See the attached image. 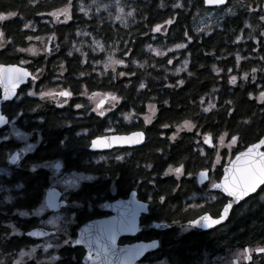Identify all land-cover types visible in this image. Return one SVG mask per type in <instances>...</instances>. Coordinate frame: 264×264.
<instances>
[{
    "label": "trees",
    "instance_id": "trees-1",
    "mask_svg": "<svg viewBox=\"0 0 264 264\" xmlns=\"http://www.w3.org/2000/svg\"><path fill=\"white\" fill-rule=\"evenodd\" d=\"M263 3L228 0L223 8L206 9L203 0H0V13L5 14L0 19L5 40L0 64L23 63L17 48L30 37L49 36L54 46L50 57L39 56L25 66L39 76L32 86L36 95L2 107L9 118L18 115V130L32 134L38 144L22 156L18 167L0 174V256L10 258L30 243L24 232L32 220L18 212L30 213L50 185V171L39 165L64 158L69 167L72 155L88 154L86 139L135 130L143 131L146 141L134 151L129 180L135 184L144 177L152 196V217L170 224L161 237L171 264H199L205 256L264 248V186L233 205L227 221L214 230L192 231L179 238L174 228V221L186 223L198 215L183 207L192 193L196 211L217 212L205 206L213 201V194L205 191L206 186L200 190L194 177L211 168L215 158L214 147L200 143V136L209 135L215 145L222 136L230 141L235 136L230 152L234 156L264 135V101L259 99L264 92V37L258 27ZM63 8L68 10L67 19L55 21L52 15ZM117 11H123L124 17L114 21ZM8 12L16 15L8 17ZM205 17L215 25L208 34L196 28ZM157 25L159 31H152ZM176 44L184 48L177 49ZM105 52L123 60L124 66L103 71L98 64ZM232 76L235 84L229 82ZM54 85L72 93L67 104L38 98L40 90ZM89 94L105 95L110 101L115 95L119 100L99 116L85 99ZM76 104L85 107L77 109ZM151 107L154 117L146 125L141 117ZM186 121L192 130L176 134L175 128ZM5 129H0V139ZM12 143L0 142V170L7 168L6 156L16 147ZM140 163L151 167L140 169ZM169 166L181 172L166 175ZM223 166H218L217 180ZM90 171L102 178L96 185L109 183L108 167ZM159 197H164L163 203ZM217 201L224 205L226 199L218 196ZM9 223L21 237L12 234ZM254 251L249 262L240 264H264V255Z\"/></svg>",
    "mask_w": 264,
    "mask_h": 264
},
{
    "label": "flooded vegetation",
    "instance_id": "flooded-vegetation-1",
    "mask_svg": "<svg viewBox=\"0 0 264 264\" xmlns=\"http://www.w3.org/2000/svg\"><path fill=\"white\" fill-rule=\"evenodd\" d=\"M29 72L31 77L27 80L26 84L18 88L14 99L12 101L4 102L1 105V114L8 119V122L5 126L0 128L2 129L6 127V129L3 131L5 135L0 139V142L10 141L8 136V130L10 129V126H13L16 129L19 128L17 125L19 122L18 115L14 118H9V116L3 112L2 107L4 108L8 103L18 104L22 101L23 97L30 96L28 95L29 92H34L32 90V86L37 83L38 78L34 76L31 71ZM33 77H36V79L33 80ZM57 97L63 99L69 98L61 96ZM40 100L42 99L40 98ZM90 108L91 111H93L92 107ZM108 134L123 135L120 133ZM95 138L96 137L86 139L85 149L88 154L84 156L82 154L72 155L71 160L74 161L69 162V167L64 158H56L53 161L48 162H54L53 169L56 173L76 172L80 174H91L94 175L96 179L89 182H83L74 189L71 188L69 191L66 190L68 188L63 186L58 187L49 185L45 189L42 202L35 206L30 211L29 215L26 216L32 220V226L28 231L24 232L25 237L30 240V243L25 248L13 252L11 258L28 250L31 252L32 257L24 264H93L92 261L85 260V257L89 252V242L91 244L92 255L95 256L97 249L100 248L101 245H107L110 230L114 229L116 235V247L114 249H110L109 253L107 254V258H105L103 249L100 248V260L97 261L96 264H153L163 259L171 264L169 258L166 256V253L162 248L161 237L162 233L168 230L170 224L163 221L158 222L152 217L153 206L151 205V201L148 199V186L145 183L144 177L140 178V180L135 184H132L129 180L127 169L130 167L131 158L134 154V151H136L138 148H115L108 152H90L89 147L91 141ZM12 144H14L16 147L8 152L6 156L7 168L4 170H11L18 167V164L22 159L21 156H23L24 151L22 149L18 150L17 144L15 142ZM15 152L18 154L17 162L14 165H10L9 158ZM117 155L121 156L122 159L116 160L115 156ZM57 164L60 165L59 169H55V165ZM97 166L108 167L109 172L105 178V180L108 179V184L96 185V182L102 178L99 175L91 172L90 169ZM138 168L144 170L146 165L140 163ZM210 180L211 179L209 176V182L207 184L200 185L196 179V185L200 190L203 188V186H206L205 190L206 192H209V188L211 187L209 185L211 182ZM69 181L70 180H67V185ZM68 186L71 187L70 184ZM49 189H55L59 193L58 203H63V205L58 209L52 210L46 205L45 195ZM212 194V197H215V200L205 203V206L209 209L211 207H215L217 208V212L216 210L213 212L209 210L206 212L201 210L196 211L194 201L196 194L194 193H192L191 199L189 201H185L183 203V207H186L187 210L195 213L198 212V215L193 216L190 220L197 219L205 215V213H207L212 218L219 217V214L221 213L224 205L228 203L229 199L218 193ZM218 196L221 199H226L224 205L217 201ZM142 204L145 205L144 208L140 207ZM202 207L204 208V206ZM37 210L41 211L38 212ZM60 214H67V218L60 229L41 224L45 217ZM41 215H43V218ZM189 221L186 223L177 221L175 223L174 228L176 229L179 238L192 231H203L189 226ZM217 227L207 231L214 230ZM40 229L44 230L47 235H41L37 237L26 235L30 231ZM63 229H67L73 239L81 238L82 230H86L84 231L82 237L85 243L75 246H65L63 244ZM183 229L188 231L181 233V230ZM17 230L18 231L15 235H17V237H21V233L18 228ZM97 241H99V244ZM152 241H156L157 244L156 247H154V249L151 251H146L143 253V249L138 247V245H147ZM58 242L60 246L56 247L55 245ZM45 243H51L53 244V247L45 250L43 247ZM53 256L58 257V259H52Z\"/></svg>",
    "mask_w": 264,
    "mask_h": 264
},
{
    "label": "rangeland",
    "instance_id": "rangeland-1",
    "mask_svg": "<svg viewBox=\"0 0 264 264\" xmlns=\"http://www.w3.org/2000/svg\"><path fill=\"white\" fill-rule=\"evenodd\" d=\"M262 8H263L262 9V13H263L262 16H264V3L262 4ZM64 10H65V8L60 9V11H58L57 13L52 15L55 21L58 20V21L63 22L67 19L64 15ZM123 13H124L123 11H117L114 15V21H117V20L119 21L120 19H122V17H124ZM208 19H209V21L207 20V17H205V19L202 18L198 21L197 26H196L198 32L204 31L206 34H208L212 31V28L214 29L215 25H214L213 20H211L210 17H208ZM28 27H30V25ZM258 27L259 28L261 27L260 36L264 37V20H262L261 17L259 18V21H258ZM4 43H5V40L0 35V49L3 48ZM29 48L32 49L31 52L20 51V49H29ZM53 49H54V46H52V42H51V39L49 36H41L37 39L30 37L22 47L17 48L18 52L24 56V59L22 61L23 63H20L19 65L20 66H26L29 62H31L32 59L38 58L39 56H44V57L48 58L52 55ZM109 57H111L112 60H119L118 58H116V56L114 54H110V53L105 52L104 53V60L100 64H98V66H100L103 69V71H106V72L107 71H117L118 69H120L121 67L124 66V63L123 64H112L111 61H109V59H108ZM106 64H108L110 66L105 67ZM62 74H63L62 71L58 72V75H62ZM40 91H44V92L51 91L53 94H55V93H59L60 91H68V89H64L60 86L54 85V86H51L45 90H40ZM89 97H92V99H89ZM38 98L40 99V96H38ZM70 98H71V96L68 99H70ZM44 99H47L48 101H52V102L58 101L61 106L64 105L63 101L65 100V99L63 100L62 98L57 97V96L55 98L48 97V98H44ZM85 99H87V103L92 107V109L96 108V105L102 99L109 100L105 95H92V94L86 95ZM112 107H113L112 101L109 100L108 103L107 104L105 103L101 109L108 111ZM154 113H155L154 108L153 107L149 108L148 114L141 117V120L143 121V123L146 125L148 123H150V121L154 117ZM127 119L128 118L126 116L125 120H127ZM146 120L148 121L147 123H146ZM192 128H193V125L190 122H188L187 125H186V123H183L180 126H177L175 128V132L177 134L178 132L183 131V130L190 131V130H192ZM8 136H9L10 141L15 142L17 144L18 150L22 149L24 151L23 155L34 150V148H36V146L38 144L35 141H33L32 134L22 132L13 126H10V129L8 130ZM222 137H223V140L221 141V137L218 138L216 145H215V143H212V141H211L212 147H214L215 158H214V161L212 163V167L207 168L209 170V173H210V175H209L210 179H211L210 180L211 182L209 184L210 186L212 183L217 182L216 174L218 173V166L228 165L230 160L233 158V156L230 155V152H231L232 148L235 147L234 142L228 140L225 136H222ZM204 141H205V135H201L200 136V143H204ZM21 158H22V156H21ZM224 160H225V162L222 164V161H224ZM53 164H54V162L43 163V164L38 166L39 168H44V169H47L50 171V173H51L50 185L51 186H58V187L63 186V187L68 188V189H66V188H64V189L69 191V190H71V188L74 189L76 186L80 185L83 182H89V181L96 179V177L94 175H91V174H80V173H76V172H74V173H65V172L56 173V172H54ZM166 173H167L166 175L177 174L174 171V169H173V171L167 170ZM0 174L7 175L8 171L7 170H0ZM197 174L198 173H196L194 176L195 180H196ZM87 177H92V179H87ZM67 180H70L68 185L70 184L71 187H69L67 185ZM201 189H203V188H201ZM262 195H264V193ZM211 198L213 199V197H211ZM213 200H215V199H213ZM41 216L43 218V215H41ZM56 217H59L60 219L56 220L55 224H53V225H48L45 223H41V224L48 226V227H53V228L56 227L57 229H60L62 224L64 223L65 219L67 218V214L66 215L65 214L52 215L49 217H45L44 221H47L50 218L55 219ZM187 231L188 230L183 229V230H181V233L187 232ZM12 234H16V232L15 233L12 232ZM253 251H254L253 249H246L243 252H239V251L228 252L227 254H225L223 256H215V257L205 256L203 261L199 264H240V262H242V261L249 262ZM254 252L256 254L264 255V248H258ZM31 257H32L31 252L26 250V251L20 253L19 255L12 257V258L10 257V258L6 259L5 257L0 256V264H6L7 261L9 264H24ZM153 264H169V263H168V261L163 259V260H161L157 263H153Z\"/></svg>",
    "mask_w": 264,
    "mask_h": 264
},
{
    "label": "snow or ice",
    "instance_id": "snow-or-ice-1",
    "mask_svg": "<svg viewBox=\"0 0 264 264\" xmlns=\"http://www.w3.org/2000/svg\"><path fill=\"white\" fill-rule=\"evenodd\" d=\"M204 2L206 4H220L222 2V0H204ZM180 5H174V7H179ZM251 11V9H249ZM64 14L65 16L68 15V10L65 9L64 10ZM132 13L129 12L128 15H131ZM8 17H12L15 16L16 13L15 12H8L6 14ZM5 18V14L4 13H0V19H4ZM261 19L264 20V16H261ZM165 23H171V21H166ZM29 25H25V27L27 28ZM160 26L157 25L156 28L152 29V31H159ZM237 39H239V37H237ZM98 43V42H96ZM175 47L177 49L184 47L183 44H176ZM20 51H29L31 52L32 49H20ZM71 54V53H69ZM162 54V53H161ZM239 58V57H237ZM109 61H111L112 64H123L124 61L123 60H112L111 57L108 58ZM168 63L171 64L172 60L169 59ZM110 65L106 64L105 67H108ZM181 69L177 68L176 71L179 72ZM253 72H255V69H253ZM28 75V73L24 70L21 69H11L8 70L7 72H5L3 69H0V82H6V87H5V99L8 98V93L12 91V88L15 87V84L19 81H22L26 76ZM121 76L124 75L123 72L120 73ZM189 75H191V73H189ZM36 77H33V80H35ZM253 79H255V76H253ZM230 83L235 84L236 83V77L232 76L230 77L229 80ZM178 84H182L183 81H178ZM140 87L143 88L144 84L141 83ZM28 95H36V93L34 92H29ZM72 95L71 92L68 91H60L59 93L53 94L51 91L48 92H44L41 91L39 93V96L41 99L44 98H55L56 96H61V97H70ZM251 95V94H250ZM89 99H92V97H89ZM112 101L114 102H118L119 98L116 97L115 95L111 96ZM259 99L264 101V92H260L259 94ZM64 104L68 103V100L65 99L63 101ZM104 101L101 100L99 104L96 105V108L92 109L93 111H97V114L99 116H103L105 114V110L101 109V104H103ZM75 108L80 109L82 107H85L84 105L81 104H76L74 105ZM113 107H115V103H113ZM208 109H205V111H207ZM148 121L146 120V123ZM0 123H5V117L0 115ZM187 125V121L185 122ZM164 127H167V125H164ZM142 136L141 133L137 132V133H133L132 137H128V138H123V137H112L111 139L109 138H97V139H93L91 141V147L93 149H97V148H107L110 147L111 144L113 142L115 143H122V144H134L137 142V139L135 138H140ZM208 137L207 135H205V142H207ZM223 140V137H221V141ZM236 137L233 136L232 137V141H235ZM260 144H264V140L260 141ZM259 147V145H253L251 148H249L247 150V152L245 153H241L236 157V165L233 167L232 171L229 173V170L226 168L225 169V178L224 181L221 184H216V183H212L211 187L213 189H217L220 188L223 190L224 193L227 194V196L232 197L233 200L229 201V203L225 204L223 207L222 212L219 214V219L218 220H212L211 217H209L207 215V213H205L204 216L200 217L198 220L194 219V220H190L189 221V226H193V225H198V226H202V227H208L210 224H216L219 223L223 220H225L231 206H232V202L233 201H238L239 199H241L244 196H247L249 193L254 192L260 185L264 184V153H257L256 149ZM13 159H15V157H13ZM103 159V158H102ZM116 160H120L122 159L121 156L117 155L115 156ZM146 167H151V165H147ZM168 171H173V169L171 168V166H169ZM174 171L176 173H180L181 169L180 168H176L174 169ZM167 174V173H165ZM203 175V174H201ZM87 179H92V177H87ZM18 187H20L18 185ZM149 201L152 200V196L149 195L148 197ZM213 199H215V197H213ZM261 199H264V195L261 196ZM159 200L161 203H163L164 201V197H159ZM49 207H53L54 205H52L51 203H49L48 205ZM141 208H144L145 205H140ZM38 212L41 210H37ZM18 214L20 216H28L29 213L25 212V211H19ZM60 219L59 217H56L55 219H48L47 221H42V223L48 224V225H53L55 224L56 220ZM201 221H203L204 223L201 224ZM174 223H176L174 221ZM8 228H10L12 230V232H17V228L15 227V225L9 223L7 225ZM123 227V225H122ZM183 227V226H181ZM63 244L65 246H75V245H79L82 243H85L83 237V233L86 230H82L81 233V238H76L73 239V237L71 236V234L67 231V229H63ZM27 235L29 236H41V235H47L46 232H41V231H31L28 232ZM116 241V235H115V230L112 229L110 230V234L108 235V243L107 245H101L100 248L103 249V252L105 253V258H107V254L109 253L110 249H114L116 247L115 244ZM97 243L99 244V241H97ZM157 242L156 241H152L151 243L144 245H138V247L147 250L149 248H154L156 247ZM56 247H59V242L55 245ZM43 247L45 248V250H47L48 248L53 247V244L51 243H45L43 245ZM89 247V252L87 254V256L85 257V260L88 261H92L93 264H96L97 261L100 260V248L97 249L96 255L93 256L92 255V249H91V244L89 242L88 244ZM52 259H58V257L53 256Z\"/></svg>",
    "mask_w": 264,
    "mask_h": 264
},
{
    "label": "water",
    "instance_id": "water-1",
    "mask_svg": "<svg viewBox=\"0 0 264 264\" xmlns=\"http://www.w3.org/2000/svg\"><path fill=\"white\" fill-rule=\"evenodd\" d=\"M204 1V0H203ZM228 3V0H222V2L220 4H206L204 2V7L206 9H217V8H223L227 5ZM21 69V70H24L28 73V75L22 80V81H19L15 84V87L12 88V91L8 93V98L5 99V87H6V82H0V90H1V97H0V115L1 114V105L2 103L4 102H7V101H12L17 93V90L20 86L26 84L27 80L31 77V74L29 72V70L26 68V67H23V66H20L18 64H9V65H4V64H0V69H3L5 72H7L8 70H11V69ZM104 101L103 104H101V108L104 106V104L106 103V100L105 99H102ZM100 103V102H99ZM98 103V104H99ZM4 116V115H2ZM5 117V116H4ZM8 122V119L5 117V123H0V128L5 126ZM141 133L142 136L140 138H135L133 137L134 139H137V142L134 143V144H130V145H127V144H122V143H115L113 142L111 144L110 147H107V148H97V149H93L91 147V144H90V147H89V151L90 152H108V151H111L112 149H115V148H139L141 146L144 145L145 141H146V135L143 131H135V132H131L129 134H123V135H118V134H108V135H103V136H100L99 138H109L111 139L112 137H123V138H128V137H132V134L133 133ZM208 137V140L207 142L204 141V144H206L208 147H212V143H211V137L209 135H207ZM98 137H96L95 139H97ZM261 140H264V135L261 137V139L254 143V144H251L247 147H245L243 150H241L240 152L236 153L233 158L230 160V162L228 163V165L224 166L223 169H222V174H221V177L219 179V181L216 182V184H221L223 181H224V178H225V169L227 168L229 170V173L232 171L233 167L236 165L237 161H236V157L241 154V153H245L247 152V150L249 148H251L253 145H259V147L256 149V152L257 153H264L263 149H264V144H260V141ZM13 157H15V159H13ZM17 159H18V154L17 152H15L13 155H11V157L9 158V164L10 165H14L16 164L17 162ZM60 168V165L57 164L55 165V169H59ZM203 174V175H201ZM209 170L208 169H205V170H201L198 172L197 176H196V179H197V182L198 184L200 185H204V184H207L208 181H209ZM264 186V184L260 185L254 192H251L249 193L247 196H244L242 197L241 199H239L238 201H233L232 202V206L233 205H237L239 202H241L242 200H244L245 198L253 195L254 193H256L258 191V189L260 187ZM209 192L211 193H218L220 195H223L225 197H227L229 199V201H232L233 198L232 197H229L227 196L226 193L223 192L222 189L220 188H217V189H213L212 187L209 188ZM134 195V194H132ZM59 193L58 191H56L55 189H49L47 192H46V195H45V202H46V205L48 206L49 203H51L52 205H54L53 207H49L50 209L54 210V209H58L59 207H61L63 205V203H58V199H59ZM228 201V203H229ZM231 206V208H232ZM231 208L225 218V220L219 222V223H216V224H210L208 227H202V226H198V225H193L192 227L196 228V229H199V230H203V231H207V230H210L214 227H217V226H220V225H223L228 217H229V214H230V211H231ZM223 210V209H222ZM222 212V211H221ZM208 215V214H207ZM204 216V215H203ZM209 216V215H208ZM202 217V216H201ZM210 217V216H209ZM200 218V217H199ZM197 218V220L199 219ZM212 220H218V218H212ZM204 222L201 221V224H203ZM92 225V224H91ZM34 231H41V232H45L44 230L40 229V230H34ZM31 232V231H30ZM27 235V234H26ZM29 236V235H27ZM31 237H37V236H31ZM152 249L154 248H149L147 250H142V252H146V251H151Z\"/></svg>",
    "mask_w": 264,
    "mask_h": 264
},
{
    "label": "bare ground",
    "instance_id": "bare-ground-1",
    "mask_svg": "<svg viewBox=\"0 0 264 264\" xmlns=\"http://www.w3.org/2000/svg\"><path fill=\"white\" fill-rule=\"evenodd\" d=\"M209 182V181H208Z\"/></svg>",
    "mask_w": 264,
    "mask_h": 264
}]
</instances>
